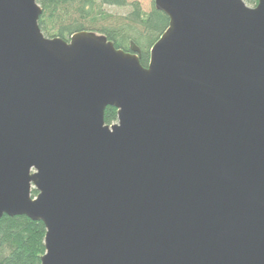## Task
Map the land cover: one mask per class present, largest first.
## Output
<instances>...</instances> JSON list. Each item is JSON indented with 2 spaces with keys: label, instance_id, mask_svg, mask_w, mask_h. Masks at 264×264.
I'll list each match as a JSON object with an SVG mask.
<instances>
[{
  "label": "water",
  "instance_id": "1",
  "mask_svg": "<svg viewBox=\"0 0 264 264\" xmlns=\"http://www.w3.org/2000/svg\"><path fill=\"white\" fill-rule=\"evenodd\" d=\"M153 5L142 67L0 0V220L43 224L40 264H264V0Z\"/></svg>",
  "mask_w": 264,
  "mask_h": 264
},
{
  "label": "trees",
  "instance_id": "2",
  "mask_svg": "<svg viewBox=\"0 0 264 264\" xmlns=\"http://www.w3.org/2000/svg\"><path fill=\"white\" fill-rule=\"evenodd\" d=\"M251 5L257 0H243ZM42 9L38 27L46 38L68 41L78 32H93L106 37L116 49L130 51V44L140 49L139 62L147 67L149 51L168 29L169 20L154 5L149 12L142 11L138 2L128 0H36ZM128 8L126 15L115 17L104 8ZM116 110L106 108L104 122H116ZM37 195L32 190L31 196ZM45 228L41 222L26 217L0 220V264H40L44 255Z\"/></svg>",
  "mask_w": 264,
  "mask_h": 264
},
{
  "label": "rangeland",
  "instance_id": "3",
  "mask_svg": "<svg viewBox=\"0 0 264 264\" xmlns=\"http://www.w3.org/2000/svg\"><path fill=\"white\" fill-rule=\"evenodd\" d=\"M138 2L142 11L149 12L150 9L153 7V0H128V2ZM247 7L253 8L254 5H251L247 2H244ZM104 10L115 17H121L126 15L128 12V8H115V7H105Z\"/></svg>",
  "mask_w": 264,
  "mask_h": 264
}]
</instances>
